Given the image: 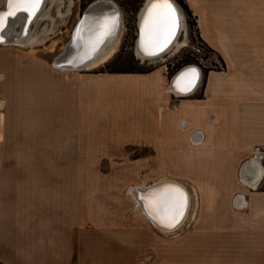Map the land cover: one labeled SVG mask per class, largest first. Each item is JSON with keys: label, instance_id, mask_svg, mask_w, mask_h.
I'll list each match as a JSON object with an SVG mask.
<instances>
[{"label": "crops", "instance_id": "crops-1", "mask_svg": "<svg viewBox=\"0 0 264 264\" xmlns=\"http://www.w3.org/2000/svg\"><path fill=\"white\" fill-rule=\"evenodd\" d=\"M172 1L183 16L180 3L187 6L198 38L219 63L202 70L198 95L170 94L164 65L144 74L74 78L75 71L36 60L30 53L35 43H0V264H72L74 222L87 223L89 183L105 178L90 179L82 168L87 163L74 156L84 147L73 111L86 109L88 97L97 94H108L110 107L129 114L128 125L113 131V143L151 147L156 121L176 130V139H163L174 143L178 165H208L207 173L193 177L210 186L198 195V213L207 208L206 224L221 237L223 248L211 257L224 264H264V160L253 157L255 148L264 150V0ZM45 7L46 17L29 28L32 42L39 24L48 27L55 14L54 7ZM171 98H180L172 109ZM225 180L230 188L222 186ZM217 197L227 204H218ZM140 225H130L127 239L135 253ZM120 236L114 235L117 245L125 244Z\"/></svg>", "mask_w": 264, "mask_h": 264}, {"label": "rangeland", "instance_id": "rangeland-1", "mask_svg": "<svg viewBox=\"0 0 264 264\" xmlns=\"http://www.w3.org/2000/svg\"><path fill=\"white\" fill-rule=\"evenodd\" d=\"M95 1L98 0H73L69 14L64 19L56 17L57 8L53 6L55 14L52 33L47 38H42L40 44L30 48V53L34 54L36 60L40 58L42 62L50 63L54 67L53 61L67 43L78 15ZM109 1L117 7L121 18L117 50L110 60L96 69L72 72L74 78L97 74L107 76L134 74L120 72L153 71L163 65L169 74L168 77L171 78L177 70L188 64L200 63L204 71L214 66L219 67L215 54L200 41L195 27L188 28L186 17V29L184 27L183 37L179 36V40L184 42L187 37L185 47L164 56L162 61L138 59L134 51L136 23L145 0ZM63 4L64 2L60 4L61 7L59 6L62 13L67 10V5L63 7ZM46 23L43 21L39 24L40 33L50 30V22L48 27ZM190 60L194 62L188 63ZM202 85L203 82L200 81L196 95L200 94ZM109 97L108 94L91 95L88 97L86 109L80 113L77 110L73 111V125L83 130L84 147L79 154L74 150V156L80 155L87 163L82 168L83 173L90 175V179H93L94 175H103L105 178L102 182L89 183L87 223L84 222V227H81L74 222L72 264H224L214 256L211 257V251L219 250L223 246L219 244L220 234L216 235L214 229L206 224L209 216L207 208L198 213V195L204 191L208 192L210 186L206 180L193 176L194 173H207L208 165L204 167L178 165L176 151L172 149L174 143L171 141L167 143L163 139L169 135V138L174 140L177 138V132L174 128L162 129L156 121L153 125L154 133L150 135L151 147L138 143L136 148H131L126 144L113 143L111 140L113 131L122 127L125 121L127 124L129 114L125 110L110 107L112 102ZM171 100L169 108L172 109L180 98ZM139 122L138 124L143 125ZM163 155L170 158L169 163H162ZM179 176H184L181 178L184 179L182 183L191 190L189 192L194 197L191 209L180 229L171 234L160 233L134 208L135 203L130 191L141 183L150 184L164 177L178 180ZM94 185H104V188L96 189L92 187ZM222 186L230 188V183L225 180ZM216 200L223 206L227 204L225 197H217ZM132 223L138 227L140 224L143 225V232L138 235L136 253L134 249L130 250L127 240ZM117 233H120L122 240L125 239V244H115L114 235Z\"/></svg>", "mask_w": 264, "mask_h": 264}, {"label": "bare ground", "instance_id": "bare-ground-1", "mask_svg": "<svg viewBox=\"0 0 264 264\" xmlns=\"http://www.w3.org/2000/svg\"><path fill=\"white\" fill-rule=\"evenodd\" d=\"M67 2V10L62 13L59 11V6L61 3L64 2V0H43V3L41 4V7L39 11L37 12L36 16L33 17L31 22H28L26 20L25 14H17L15 18L10 19L8 26L6 29L0 33V36L3 37V43L1 44H11V45H23V44H40L42 41V38H47L52 31L54 26V18L53 16L48 17V21L50 22V30H48L46 33H36L35 40L32 42L31 32H29L30 26L37 24L42 20L43 17H46V14L43 15V10L46 8V4H48V8H52L53 6H56L57 8V16L60 19H64L67 17L70 11V7L73 4V0H66ZM151 2V0H146L144 5L142 6L138 17H137V23H136V41H135V54L138 59H141L143 61H152V60H163V57L166 55H170L171 53H174L178 51L180 48L185 47L186 43L184 41L179 40V36L184 31V24L182 20V16L179 12V9L175 5V3L171 0V3L174 5L178 16H179V29L177 31L176 36L172 39L171 43L164 48L162 51H159L154 56H146L143 52L139 50V24L142 20V15L144 11L146 10L147 5ZM61 7V6H60ZM66 9V8H65ZM7 10V0L5 1L4 7L0 11H6ZM48 10V9H47ZM51 11V10H50ZM48 14V13H47ZM109 14H117L118 15V25L116 27L115 33L113 36L109 37L105 43L101 44L94 52H91L89 54L88 47H87V30L85 28L84 31L77 33V27L81 26V21L85 18H94V17H100L103 15H109ZM23 20L21 22V29L18 30V32H14L15 26L19 24L20 20ZM44 19V18H43ZM46 20V19H45ZM120 13L118 12L117 7L109 0H98L93 3H91L82 13H80L72 26L70 30V35L68 38V41L66 44H64V47L60 54L56 56V58L53 61V66L57 67L61 71H90L93 69L98 68L102 64L106 63L108 60L112 58V56L115 54L117 47L119 45V38H120ZM27 24V27L25 28L24 25ZM49 25V26H50ZM55 28V27H54ZM73 36H77V40H73ZM83 36L84 39L81 40L80 37ZM45 40V39H44ZM25 46V45H24ZM90 55V58H88ZM194 65H185L181 67L179 70H177L174 75L171 77V79L168 81V88L167 90L170 92V94L176 96V97H186L191 95L196 88L198 87V84L200 82V72L197 67H193ZM188 68H195L198 73V78L195 82V84L191 87L188 91H178L177 87L175 86L176 78L182 73L185 72ZM252 166V165H250ZM255 169L257 165H254ZM243 170L242 175L244 177ZM244 182L250 184L251 186H254V180H244ZM174 186L178 189H180L185 198H186V206L184 208L183 216L180 218L179 223H177L172 228H164L155 221L152 216L149 214V211L145 208V203L142 197L148 196L150 193L156 192L158 190H161L165 188L166 186ZM129 190V189H128ZM130 191V190H129ZM131 197L135 203V209H137L145 220L148 221V223L156 229L160 233L164 234H170L178 229L181 228L182 224H184L189 210L191 209L192 201L194 199L193 195L189 192L188 188L181 182H178L176 180L170 179V178H161L158 179L150 184L141 183L140 185L135 186L130 191ZM235 201V200H234ZM195 203V202H194ZM240 205V204H239ZM195 207V206H194Z\"/></svg>", "mask_w": 264, "mask_h": 264}, {"label": "snow or ice", "instance_id": "snow-or-ice-1", "mask_svg": "<svg viewBox=\"0 0 264 264\" xmlns=\"http://www.w3.org/2000/svg\"><path fill=\"white\" fill-rule=\"evenodd\" d=\"M43 0H7V10L0 11V33H2L10 19L17 14H25L26 20L31 22L39 11ZM118 25V15L109 14L94 18H85L77 33L87 30V47L89 54L113 36ZM27 27V24L24 25ZM179 29V16L171 0H151L142 15L139 24V50L146 56H154L166 48L176 36ZM84 39L83 36L80 37ZM77 40V36H73ZM0 43L3 37L0 36ZM90 58V55L89 57ZM198 73L195 68H188L175 81L178 91H188L195 84ZM146 210L161 227L172 228L179 223L186 206L183 192L174 187L166 186L156 192L142 197Z\"/></svg>", "mask_w": 264, "mask_h": 264}, {"label": "trees", "instance_id": "trees-1", "mask_svg": "<svg viewBox=\"0 0 264 264\" xmlns=\"http://www.w3.org/2000/svg\"><path fill=\"white\" fill-rule=\"evenodd\" d=\"M180 5H181V7H182V9H183V11H184V14H185V17H186V22H187V26H188V28L190 29L191 28V26H193V27H195L196 25H195V22H194V20L192 19V16H191V13H190V11L188 10V8H187V6L185 5V4H183V3H180ZM208 48V47H207ZM209 49V48H208ZM194 61H192V60H190V61H188V63H193ZM187 64V63H186ZM148 72H150V71H144V72H140V71H138V72H136V71H124V72H120V73H139V74H144V73H148Z\"/></svg>", "mask_w": 264, "mask_h": 264}, {"label": "built area", "instance_id": "built-area-1", "mask_svg": "<svg viewBox=\"0 0 264 264\" xmlns=\"http://www.w3.org/2000/svg\"><path fill=\"white\" fill-rule=\"evenodd\" d=\"M190 65V64H188ZM191 65H194L195 67L198 68L199 72H200V76H201V73H202V70H203V67L200 65V63L198 65L196 64H191ZM185 66V65H184ZM183 67V66H182ZM253 157H255L257 160L259 161H262L264 160V150L263 149H259V148H255L253 150Z\"/></svg>", "mask_w": 264, "mask_h": 264}, {"label": "water", "instance_id": "water-1", "mask_svg": "<svg viewBox=\"0 0 264 264\" xmlns=\"http://www.w3.org/2000/svg\"><path fill=\"white\" fill-rule=\"evenodd\" d=\"M181 16H182V20H183V24H184V27H185V21H184V16L183 14L180 12ZM194 67V66H193ZM174 75V74H173Z\"/></svg>", "mask_w": 264, "mask_h": 264}]
</instances>
